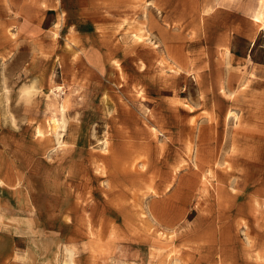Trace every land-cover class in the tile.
<instances>
[{
  "label": "rangeland",
  "instance_id": "1",
  "mask_svg": "<svg viewBox=\"0 0 264 264\" xmlns=\"http://www.w3.org/2000/svg\"><path fill=\"white\" fill-rule=\"evenodd\" d=\"M261 1L0 0V264H264Z\"/></svg>",
  "mask_w": 264,
  "mask_h": 264
},
{
  "label": "bare ground",
  "instance_id": "2",
  "mask_svg": "<svg viewBox=\"0 0 264 264\" xmlns=\"http://www.w3.org/2000/svg\"><path fill=\"white\" fill-rule=\"evenodd\" d=\"M264 22V21H263ZM251 24H252V27L253 29L251 30V41H253L256 37V34L259 32V30H264V25L262 23V21L256 17V18H253L251 19ZM11 36H13V34H10ZM140 38V36H139ZM220 91L222 93V95L225 97V96H228L225 91H224V88H223V85L222 83L220 84ZM64 101V100H63ZM61 109L62 111L65 109V105H61ZM47 126H48V130L50 131V135H53V134H56L57 133V130H58V127L59 126V121L58 119L55 117V116H51L48 118V122H47ZM37 132L39 133V135H41L42 133L40 131L37 130ZM205 180V179H204ZM205 189V188H204ZM206 190V189H205ZM99 240V239H98ZM99 242V241H98Z\"/></svg>",
  "mask_w": 264,
  "mask_h": 264
},
{
  "label": "crops",
  "instance_id": "3",
  "mask_svg": "<svg viewBox=\"0 0 264 264\" xmlns=\"http://www.w3.org/2000/svg\"><path fill=\"white\" fill-rule=\"evenodd\" d=\"M252 1L254 2V0H252ZM254 8L255 7H254V4H253L252 5V13L250 15L251 19L258 17L262 21V23L264 25V22H263L264 21V0L259 2V8L257 10H255ZM210 11H211V8H208V7L204 10L205 14H209ZM261 31H264V30H261ZM221 83H222V81H220V84ZM222 85H223V83H222ZM223 88H224V91H225V86L224 85H223ZM225 93H226V91H225ZM228 96H230L231 98L233 97L232 95H228ZM228 117H230V116H228ZM257 252H259V248L257 249Z\"/></svg>",
  "mask_w": 264,
  "mask_h": 264
}]
</instances>
